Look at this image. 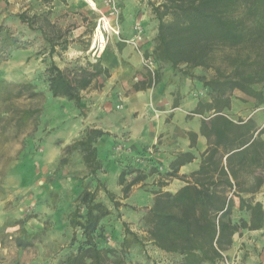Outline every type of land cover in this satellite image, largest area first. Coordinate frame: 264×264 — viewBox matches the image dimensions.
<instances>
[{"label":"trees","instance_id":"16d2710c","mask_svg":"<svg viewBox=\"0 0 264 264\" xmlns=\"http://www.w3.org/2000/svg\"><path fill=\"white\" fill-rule=\"evenodd\" d=\"M43 1L51 4L53 0ZM149 5L157 21V32L153 49L146 54H151L155 62L169 64L173 72L197 80L209 100L199 99L191 112L209 114L201 119L199 128L206 138L199 167L189 177L181 178L180 166L195 156L191 151L175 155L165 174L181 178L184 184L175 192L163 190L164 182L158 184L153 203L145 213L146 238L174 258L173 264H221L222 252L230 246L238 228L264 227L263 205L251 196L264 186V175L257 173L259 168L264 170V139L260 137L264 125L257 128L251 117L234 120L225 113L231 107L234 90L254 98L257 105L264 103V0H162ZM48 10L47 14L51 9ZM19 18L26 20L23 13ZM33 22L31 18L29 24ZM39 29L48 55L41 74L44 90L53 98H65L79 107L82 91L98 82V77H109V70L98 58L61 68L53 56L58 50L67 51L70 41L61 32L53 36L43 26ZM19 46L17 37L0 24V54ZM83 49H87V44ZM197 67L211 75L194 74ZM35 84L0 78V103L7 102L0 110L1 135L8 126L13 129V136L29 125L33 132L37 130L41 108H21L11 103L27 94H40L42 90L35 89ZM103 134L107 132L86 126L82 135L64 148L69 156L81 155L88 179L82 180L76 204L66 215L71 234L58 264H125L118 250L108 244L103 225L112 209L97 198L100 189L109 199L114 197L96 176L104 165L96 146ZM188 134L190 146H194L197 133ZM147 159L149 168L128 166L120 170L118 180L120 184L126 182L125 192L148 176L162 172L155 157L149 155ZM64 162L65 157L59 164ZM128 174H134L130 181L125 180ZM243 193L250 195L245 197ZM234 194L239 198V209L249 215V223L243 217L233 221ZM114 204L118 205L115 201ZM124 230L132 238L124 236L119 251L126 252L133 244L144 246L135 233L126 226ZM21 233L16 238L20 246L30 244L39 235L23 228Z\"/></svg>","mask_w":264,"mask_h":264},{"label":"rangeland","instance_id":"374dc122","mask_svg":"<svg viewBox=\"0 0 264 264\" xmlns=\"http://www.w3.org/2000/svg\"><path fill=\"white\" fill-rule=\"evenodd\" d=\"M49 8L51 10L47 14ZM87 8L89 11H96L89 6ZM77 11L68 6L67 0H53L51 4L43 0H0V24L4 25L20 41L19 48H10L7 52L0 54V78L15 83H36L35 89L42 90H40V94L34 96L27 94L11 101L21 108H41V113L38 114L37 131L33 132L32 126L29 125L22 129L19 135L13 136V129L8 126L0 138V152L2 153L0 172L6 174L7 170L11 169V164L19 160L28 161L30 164L29 168L22 172L21 178L16 175L14 170L9 177L0 173V182L5 180L8 185V188L3 192L5 210L11 220L21 219L25 215L31 216L25 229L39 233V240L36 245L19 251L9 239H5L4 247L7 252L0 256V263L18 258L22 264H31L36 261H43L44 264H58L60 252L69 243L71 231L66 224V215L76 204L82 180L87 181L88 179V170L80 154L75 153L69 156L64 152V148L78 139L82 135L83 129L89 126L86 124L87 118H89V109L104 99L102 87L106 78L98 77V82L82 91L83 97L79 107L65 98L51 97L44 90L41 80L44 68L43 60L48 55L46 40L39 27L43 26L44 30L53 36L57 32H61L62 37L70 41L67 51L60 52L58 50L57 54L53 56L54 61L61 68L73 66L75 62L85 63L86 59L95 61L97 58L95 53L100 47L99 42L93 49L92 46L96 29L100 25L98 26V21L95 20V22L90 21L85 29L79 28L81 17L78 14H72ZM21 13L24 14L25 21L19 18ZM91 17L93 18V14ZM31 18L34 19V22L29 24ZM47 20L50 22L49 24ZM106 21L108 22L105 19ZM109 24L111 22L107 23L108 26ZM101 30L104 41L110 40L111 33L114 32L105 31L102 27ZM82 34H85L84 38H80ZM86 44L87 49L84 50L83 47ZM155 63L154 75L144 63L142 64L150 84L157 81ZM177 72L183 75L181 72ZM193 72L206 77L211 75L210 71L201 67L195 68ZM187 80L188 85H195L196 81L197 88L195 86L194 93L197 95L194 98H207L197 80L188 76ZM135 88L138 86L131 85L130 87V89ZM261 89L264 93V86ZM104 101H110V99ZM120 101L119 99L113 101L114 108L118 109ZM231 103L230 109L225 110V113L232 119L246 120L251 117L257 128L264 125V103L257 105L254 98L239 90L233 91ZM6 105L7 102L0 103V110H3ZM208 114L199 116L204 117ZM188 116L196 117L190 114ZM71 124L74 125V128ZM260 137L264 139V132L260 134ZM98 145L99 156L104 165L96 176L114 194V197L109 199L104 190L100 189L97 196L98 200L103 201L112 209V213L103 220L108 244L118 250L119 257L124 259L125 264H173L174 258L167 254L156 253L151 243L147 241L145 213L153 203L154 192L159 188L158 184L164 182L173 188L177 181L173 178L178 179V177L167 176L166 170L160 168L162 171L160 174L153 178L147 177L125 192L123 186L126 182L120 184L118 180L120 170L128 166L149 168L151 164L147 157L149 155L155 157L156 146L148 145L145 148V153L133 155L120 141L116 142L115 140L113 144ZM148 147L152 148L151 153L146 151ZM199 154L201 157V152ZM64 157L65 162L60 165L59 161ZM257 173L264 175V170L259 168ZM133 175L128 174L125 180L130 181ZM94 183L96 182L93 181L91 184L94 185ZM19 185L21 187L16 189ZM243 195L248 197L250 194L243 193ZM251 196L255 201H260L264 207V186L257 189ZM36 201L41 202V207L35 208ZM114 201L118 205H115ZM243 215L245 216L246 213L239 208L233 211V217L236 219H240ZM124 226L135 233L143 241L144 246L133 244L126 252L119 251L123 237L132 238L125 232ZM10 231L16 232V230ZM237 261H240L237 256L234 258L224 257L222 264H237Z\"/></svg>","mask_w":264,"mask_h":264},{"label":"crops","instance_id":"0c3cea01","mask_svg":"<svg viewBox=\"0 0 264 264\" xmlns=\"http://www.w3.org/2000/svg\"><path fill=\"white\" fill-rule=\"evenodd\" d=\"M94 1L96 11H89L88 5L83 0H67L69 7L78 10L77 13L72 14H78L81 17L79 28L85 29L90 21L95 22V20L100 22L101 25L102 20L106 19L118 31V34L111 33L110 40L104 41L103 38L102 49L99 47V50L95 53L110 74L105 79L102 87L104 99L89 109V118L86 121L89 126L107 132V134H103L98 138L96 142L98 150V144H113L116 140V142L123 143L130 154L137 155L144 151L148 145L154 144L156 146L155 157L159 161L162 170L169 169V164L176 154L191 151L195 156L193 160L183 164L178 170L181 178L189 177V174L199 167L201 161L199 153H202L206 148V138L199 133L203 116L191 112L199 100L196 97L194 98L197 95V93H194L195 86L197 88L196 81L195 85H188L187 76L173 72L169 64L156 62L157 81L150 84L142 65L146 53H150L155 44L154 38L157 32V21L149 3H159L160 0H117L118 10L114 13H111L110 6L103 0ZM91 14H93V18ZM136 23L141 24L143 27L141 50H136L132 45L121 41L123 37L132 35L133 26ZM84 37L85 34L80 36V38ZM131 85L138 86V88L130 89ZM105 99H110V101H104ZM115 99L121 100L118 109L113 106ZM201 100L207 101L209 98ZM188 114L196 117H189ZM71 126L74 128V125L71 124ZM190 131L197 133L194 146H190L188 134ZM1 156L2 153L0 152V158H2ZM29 165L28 161L19 160L11 164V169L7 170L6 174L4 172L0 173L9 177L14 170L16 175L21 178L22 172H25ZM155 176L157 174H152L148 178ZM181 178H173L177 180L173 188L171 185L166 184L162 189L175 192L184 184ZM4 182L5 180L0 182V256L5 255L7 252L4 247L5 239H9L19 251L36 245L39 240V235H37L28 245L20 246L17 244L16 238L21 236L22 228L29 233L37 232L25 229L28 220L31 218L29 215H25L21 219H9V214L5 210L6 205L3 194L8 185ZM20 187L19 185L16 189ZM233 198L234 211L239 208V198L235 195H233ZM39 206L41 207V202L36 201L35 208H39ZM243 218L249 223L247 213L245 216L243 215ZM232 219L233 221L238 220L233 215ZM10 230H16V232L12 233ZM152 246L156 253L166 254L154 245ZM222 255L228 258L237 256L240 258L237 264H264V227L238 228L232 236L230 246L222 252ZM0 264L22 263L18 258H15ZM31 264L44 263L43 261H36L31 262Z\"/></svg>","mask_w":264,"mask_h":264},{"label":"built area","instance_id":"2783aa9c","mask_svg":"<svg viewBox=\"0 0 264 264\" xmlns=\"http://www.w3.org/2000/svg\"><path fill=\"white\" fill-rule=\"evenodd\" d=\"M83 1H85L88 4V6L91 7L92 9L96 8V3L94 0H83ZM103 1L107 5L110 6L111 13H114L118 10L117 0H103ZM107 23H108L107 21L105 22V20H102L101 25H100V22H98V26L100 25L102 29L105 31L110 30L111 32H114L115 34H118V31L113 28L112 24H109L108 26ZM142 39H143V27L141 24L136 23L133 26L132 35L129 37H123L121 41H123L126 44L132 45L136 50H141L140 45H141ZM143 63L149 69V71H151L152 75H154V63L155 62H154L153 56L151 54H148L147 56H145ZM146 151L148 153H151L152 148L148 147Z\"/></svg>","mask_w":264,"mask_h":264},{"label":"bare ground","instance_id":"6f19581e","mask_svg":"<svg viewBox=\"0 0 264 264\" xmlns=\"http://www.w3.org/2000/svg\"><path fill=\"white\" fill-rule=\"evenodd\" d=\"M103 38H104L103 33L101 30V27L99 26V27H97L96 32H95V38H94L92 49L98 44V42H99L100 49H102V46H103V40L102 39Z\"/></svg>","mask_w":264,"mask_h":264}]
</instances>
